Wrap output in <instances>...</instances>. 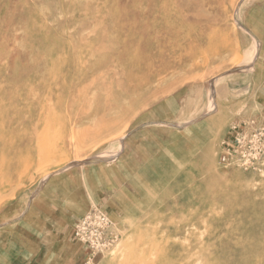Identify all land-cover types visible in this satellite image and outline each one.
Segmentation results:
<instances>
[{"label":"rangeland","instance_id":"rangeland-1","mask_svg":"<svg viewBox=\"0 0 264 264\" xmlns=\"http://www.w3.org/2000/svg\"><path fill=\"white\" fill-rule=\"evenodd\" d=\"M261 127L264 0H0V264H264Z\"/></svg>","mask_w":264,"mask_h":264},{"label":"built area","instance_id":"built-area-1","mask_svg":"<svg viewBox=\"0 0 264 264\" xmlns=\"http://www.w3.org/2000/svg\"><path fill=\"white\" fill-rule=\"evenodd\" d=\"M264 157V127L237 134L225 146L222 161L238 160L245 169H252ZM113 220L104 209L95 207L80 216L73 225V238L80 243L85 264H96L97 256L113 243Z\"/></svg>","mask_w":264,"mask_h":264},{"label":"bare ground","instance_id":"bare-ground-1","mask_svg":"<svg viewBox=\"0 0 264 264\" xmlns=\"http://www.w3.org/2000/svg\"><path fill=\"white\" fill-rule=\"evenodd\" d=\"M157 34L151 39V46H153V45H155L156 47H157V50H158V52H163V50H164V46L162 45V42L161 41H163L162 39L165 37V34H164V31L163 30H159V31H157L156 32ZM40 115V114H39ZM38 115V116H39ZM34 116V115H33ZM40 117V116H39ZM39 142H41L40 140H39ZM43 144H44V142H43ZM41 145V144H40ZM46 146H43V149L45 148ZM48 147V146H47ZM40 148V147H39ZM43 151V150H42ZM42 151H41V153H42ZM45 151H47L46 150V148H45V150H44V153H47V152H45ZM49 152H50V150H49ZM49 152L47 153V156L49 157ZM44 153H42V154H44ZM41 154V155H42ZM49 154V155H48ZM52 154V153H51ZM39 155H40V150H39ZM46 155V154H45ZM39 159H40V157H39ZM43 159V157L41 158V160ZM46 159H48V158H46ZM41 160H40V162H41ZM45 160V159H44ZM44 161H42L41 163L42 164H44L43 163ZM45 162H46V160H45ZM48 162H49V159H48ZM42 166V165H41ZM128 264V263H127ZM141 264H144V262H142Z\"/></svg>","mask_w":264,"mask_h":264},{"label":"crops","instance_id":"crops-1","mask_svg":"<svg viewBox=\"0 0 264 264\" xmlns=\"http://www.w3.org/2000/svg\"><path fill=\"white\" fill-rule=\"evenodd\" d=\"M79 218V217H78ZM77 218V219H78ZM76 218L74 219V220H72V227H73V225H74V223H75V221L77 220Z\"/></svg>","mask_w":264,"mask_h":264}]
</instances>
